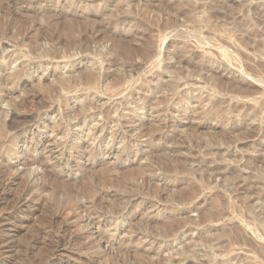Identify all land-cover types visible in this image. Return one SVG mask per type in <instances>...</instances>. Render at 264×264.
<instances>
[{"label":"rangeland","instance_id":"rangeland-1","mask_svg":"<svg viewBox=\"0 0 264 264\" xmlns=\"http://www.w3.org/2000/svg\"><path fill=\"white\" fill-rule=\"evenodd\" d=\"M0 140V264H264V0H0Z\"/></svg>","mask_w":264,"mask_h":264},{"label":"bare ground","instance_id":"bare-ground-1","mask_svg":"<svg viewBox=\"0 0 264 264\" xmlns=\"http://www.w3.org/2000/svg\"><path fill=\"white\" fill-rule=\"evenodd\" d=\"M249 91V90H248ZM86 106L83 105L81 108H80V112H85L86 111ZM111 110V109H110ZM112 112V111H111ZM115 112V111H114ZM97 111H94L92 113H90L88 116H91V117H94V116H97ZM18 117L17 114H12L11 117H10V120L9 121H5V127H4V134L5 133H9L10 131L12 132V129H13V132L14 133H23L25 132V129L24 130H21V129H17L16 126L14 125L15 124V119ZM35 116H33L32 118L29 119L28 123L29 125L27 126H34V121H35ZM108 118V117H107ZM85 120V118L83 119ZM81 120L78 121L79 124H81ZM77 123V124H78ZM109 123L108 119H106V117L103 119V121L101 122V128H102V131L104 130V128L107 126V124ZM56 127L59 128V132H62L64 133L65 137H66V142L67 144L71 145L72 147L74 148H77L79 147L80 143H81V140L82 138L84 137L85 135V131H74V132H71L68 127L66 128V126H62L61 124H56ZM26 128V127H25ZM9 130V131H8ZM12 132V134H14ZM87 134V133H86ZM91 135V134H90ZM88 134V136H90ZM41 139V138H40ZM9 142H6V141H3V140H0V145L4 148ZM89 146V145H88ZM90 147V146H89ZM87 146L84 145V148L80 151V154L84 153L86 150H87ZM92 149V147H91ZM33 163H37L38 165L41 164V160L36 158L32 161ZM83 166H79L78 168H82ZM5 169H1L0 172L3 173V174H6L8 172L9 169H13L12 166H5L4 167ZM56 178L60 179V177L56 176ZM14 181V180H13ZM62 185L64 186H67L68 184L66 183V181L64 180H61L60 182ZM28 190V189H27ZM6 191V183L5 181L1 182L0 183V197H1V193L2 192H5ZM26 192L25 191L23 194H20L17 199L12 203V205L10 206L11 209H18V208H22L24 206H27V205H30V203L27 202L25 196H26ZM87 199H86V202L85 201H80L78 203H75L73 206H70V205H64L60 211H59V214H66V216L70 215V216H80V214L85 210L87 209L88 206H95V207H98L100 206L102 203H103V199H104V194H102L101 196H97V190L96 189H90L89 192H88V195H87ZM72 214V215H71ZM60 216V215H58ZM85 216L81 217L80 219H84ZM88 218H91L90 215L86 217V219ZM77 220L76 222H73L71 224H67L66 226H63L60 230H57V232L55 233V236L53 237V240H51V248L54 252L58 251L59 249H70L71 247V243L73 241V236L72 235H69L67 233V230L72 226V225H76L78 224V221ZM55 222H56V218L55 217H51L50 220H49V225L50 227L54 226L55 225ZM40 237V236H39ZM39 238L36 237L34 238L33 242L32 243H29V246H34L36 245V242ZM190 264H198L197 262H193V261H190L189 262ZM38 264H44L42 259H40L38 261Z\"/></svg>","mask_w":264,"mask_h":264}]
</instances>
